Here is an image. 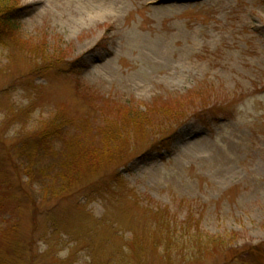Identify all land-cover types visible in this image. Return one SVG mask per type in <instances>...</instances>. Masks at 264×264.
<instances>
[{"label":"rangeland","instance_id":"rangeland-1","mask_svg":"<svg viewBox=\"0 0 264 264\" xmlns=\"http://www.w3.org/2000/svg\"><path fill=\"white\" fill-rule=\"evenodd\" d=\"M16 5L18 42L0 44V162L25 112L33 127L85 138L88 125L135 120L133 112L184 122L169 150L118 169L127 187L120 195H101L98 179L38 202L34 214L19 190L29 192L26 178L0 164V262L101 264L132 234L152 232L148 215L167 208L240 242L197 262L150 253L133 264H264V0Z\"/></svg>","mask_w":264,"mask_h":264},{"label":"trees","instance_id":"trees-1","mask_svg":"<svg viewBox=\"0 0 264 264\" xmlns=\"http://www.w3.org/2000/svg\"><path fill=\"white\" fill-rule=\"evenodd\" d=\"M16 1L0 0V44L6 47L18 42L15 38L18 30ZM18 45L26 55L36 57L33 51L23 49V44ZM164 112L167 111H159L158 114H163L152 116L133 112L135 120L129 114L123 122L105 121L95 129H91L90 124L85 129L86 138L77 132L54 131L50 126L46 129L39 125L33 127L28 124L32 123L29 112H25L24 123H15L17 142L11 150H3L0 164H9L18 177L26 178V188L30 193L19 190L31 203L34 214L38 211V202L44 204L59 200L88 182H98V179L100 187L104 188L101 195L107 194L106 190L120 195L127 187L118 169L143 154L156 152L160 155L161 151L169 150L172 129L184 122ZM153 116H159V120L155 121ZM135 131L137 135L133 134ZM44 212L46 217H55L52 207H46ZM148 221L152 232L132 234L101 264H133L134 260L145 259V255L150 253L162 261L171 262L176 258L188 263L197 262L228 252L237 247L241 238L237 233L227 236L208 233L195 222L192 214L181 221L176 215H170L167 208L148 215ZM50 226L55 228L54 223ZM10 250L16 255L14 245ZM223 264H234V261Z\"/></svg>","mask_w":264,"mask_h":264}]
</instances>
